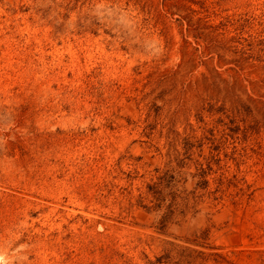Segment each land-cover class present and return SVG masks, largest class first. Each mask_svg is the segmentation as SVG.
Returning <instances> with one entry per match:
<instances>
[{
  "label": "rangeland",
  "instance_id": "1",
  "mask_svg": "<svg viewBox=\"0 0 264 264\" xmlns=\"http://www.w3.org/2000/svg\"><path fill=\"white\" fill-rule=\"evenodd\" d=\"M0 264H264V0H0Z\"/></svg>",
  "mask_w": 264,
  "mask_h": 264
}]
</instances>
